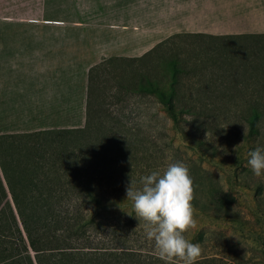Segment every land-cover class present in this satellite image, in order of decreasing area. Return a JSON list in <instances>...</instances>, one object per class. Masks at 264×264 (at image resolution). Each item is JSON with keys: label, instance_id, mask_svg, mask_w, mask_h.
Instances as JSON below:
<instances>
[{"label": "rangeland", "instance_id": "rangeland-1", "mask_svg": "<svg viewBox=\"0 0 264 264\" xmlns=\"http://www.w3.org/2000/svg\"><path fill=\"white\" fill-rule=\"evenodd\" d=\"M200 1L183 0L169 13L197 19L203 10ZM139 2L131 0V6L122 12L117 10V0H0V134L57 126L76 116L84 84L81 60L89 53L77 51L81 60L72 70L61 67L53 39L39 37L43 26L75 23L88 30L99 44L91 69L107 58L139 55L169 35L157 24L134 21L140 15L135 12ZM150 4L146 2L144 7ZM63 5L78 7L71 11ZM123 42L127 47L121 54L128 56L100 52ZM244 58L254 63L255 74L247 79L235 72L242 63L246 70ZM16 63L19 75L15 79ZM263 64V38L181 36L140 65L130 67L122 62L118 70L93 73L89 103L96 108V119L125 125L140 140H149L139 150L153 145L148 155L156 159L139 162L137 174H143V180L148 177L176 184L204 201L209 200L214 184L231 199L235 219L204 216L182 204H145L146 211H169L174 220H154L135 235L134 245L144 258L169 259L167 256L175 254L179 264H264V81L257 79V72L260 74L255 69ZM144 76L145 87L155 83L162 91L172 92L182 113L179 125L163 109L160 96L125 92L129 83L141 88ZM61 80L70 85L67 92L60 87ZM250 91L262 103H248L252 97L242 93ZM255 112L261 120L252 133L249 118ZM9 159L6 154L8 169ZM179 223L185 224L186 231ZM182 233L185 243L179 238Z\"/></svg>", "mask_w": 264, "mask_h": 264}, {"label": "trees", "instance_id": "trees-1", "mask_svg": "<svg viewBox=\"0 0 264 264\" xmlns=\"http://www.w3.org/2000/svg\"><path fill=\"white\" fill-rule=\"evenodd\" d=\"M181 36L219 37L179 33L140 57L104 59L89 71L86 123L82 128L0 134V167L11 196L0 208V264H179L175 254L167 256L169 259H146L135 247V235L148 224L154 220L167 223L174 218L169 211H146L145 204H182L204 216L234 218L230 196L218 185L212 184L210 198L204 201L176 184L148 177L143 180V174H137L139 162L156 159L148 155L153 145L139 150L149 140H140L125 125L97 120L96 108L89 103L94 72L118 70L122 62L130 67L140 65ZM223 37L264 39V34ZM247 60L246 70L242 63L235 71L246 79L255 74L254 63ZM255 69L260 74L257 72V79L264 81V64ZM176 76L174 72V81ZM146 79H141V85ZM129 85L125 92L160 96L163 109L173 124L179 125L182 113L176 108L172 92L162 91L155 83L139 89ZM243 95L252 97L248 103H262L255 92ZM260 120L256 112L249 118L252 133ZM6 154L10 169L4 160ZM179 224L186 231L185 224ZM184 233L179 238L185 243Z\"/></svg>", "mask_w": 264, "mask_h": 264}, {"label": "crops", "instance_id": "crops-1", "mask_svg": "<svg viewBox=\"0 0 264 264\" xmlns=\"http://www.w3.org/2000/svg\"><path fill=\"white\" fill-rule=\"evenodd\" d=\"M131 0L122 1L117 0V10L126 12L128 6H131ZM139 7L135 12L140 15L134 21H139L150 24L159 25L160 29L164 28L168 36L156 42L151 48L145 52L130 57H140L159 42L165 40L167 37L179 33H202L210 36H231L244 34H264V0H201L200 4L203 7L201 13H197V19L184 17L182 14L169 13L172 10H177L174 7L179 6L183 0H139ZM146 2H151L148 8L144 7ZM72 5V4H71ZM63 8H70L71 6H62ZM78 6H72L71 11H76ZM152 9V10H150ZM130 11V10H128ZM149 11H152L149 13ZM177 12V11H176ZM149 13V14H148ZM137 14L133 15L136 17ZM98 30V29H97ZM97 32V31H96ZM95 32V33H96ZM89 35V36H88ZM42 39H53L54 49L57 52V60L59 65L63 68L73 69L75 63L81 59L76 55V52L81 50L84 55L89 53V57L81 60L82 77L81 81L84 83L79 90L78 95V109L76 116L73 119H63L60 125L57 126H41L36 128H29L25 130L12 129L4 133H23L34 132L39 130L64 129V128H82L86 123V105L88 98V71L94 64V60L98 58L97 54L99 44L92 34L84 31L82 27L77 24L69 26L53 24L43 26V30L39 36ZM124 43V42H123ZM126 44L118 45V47H106L107 51L101 49V53L106 56H128L121 54ZM93 55H95L93 57ZM17 63L13 64L14 78L19 75L17 72ZM63 81V83H62ZM62 91L67 92L70 85L66 81L61 80L60 85ZM9 189L0 168V208L8 198Z\"/></svg>", "mask_w": 264, "mask_h": 264}, {"label": "water", "instance_id": "water-1", "mask_svg": "<svg viewBox=\"0 0 264 264\" xmlns=\"http://www.w3.org/2000/svg\"><path fill=\"white\" fill-rule=\"evenodd\" d=\"M151 50V49H150ZM148 52V51H147ZM145 54V53H144ZM142 56V55H141Z\"/></svg>", "mask_w": 264, "mask_h": 264}]
</instances>
